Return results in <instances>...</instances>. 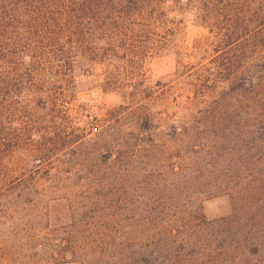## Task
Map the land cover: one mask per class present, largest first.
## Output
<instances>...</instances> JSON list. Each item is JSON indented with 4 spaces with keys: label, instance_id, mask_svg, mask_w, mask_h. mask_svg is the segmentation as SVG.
Here are the masks:
<instances>
[{
    "label": "trees",
    "instance_id": "16d2710c",
    "mask_svg": "<svg viewBox=\"0 0 264 264\" xmlns=\"http://www.w3.org/2000/svg\"><path fill=\"white\" fill-rule=\"evenodd\" d=\"M185 14L193 16L212 38L206 61L198 64L195 60L201 52L196 47L183 55L186 64H198L204 71L189 73L187 79L191 81L182 93L172 91V87L153 93L142 91L147 63L176 49ZM96 67L103 71L104 90L132 100L131 107L107 111L106 117L113 119L105 126L120 123L126 113L136 110L135 98L145 93L153 104L168 101L157 106L161 116L170 111L176 118L177 111H185L179 128L188 140L208 139L218 145L199 146L198 155L216 164H233L234 158H248L254 168L264 167V0H0L1 171H7L5 161L19 144L27 122L35 125L33 117L48 110L51 104L54 111L56 102L62 103L58 109L69 110V92L74 89L76 71L89 74ZM227 97L233 101L231 112L224 103ZM83 127L80 133H72L75 143L83 139L89 128L85 124ZM110 144L104 148L105 163L112 165L129 151L121 141ZM224 146L228 149H220ZM212 165H195L187 177L214 179L219 170L208 172ZM17 172L0 177L3 222H8V214L20 204L23 193L29 191L32 204L38 205L44 189L59 185L52 174L51 178L42 179L36 174L27 177L21 170ZM228 184L209 191L203 189L199 197L191 195L188 188L184 205L189 209L178 213L145 212L140 217L142 225L137 228L138 244H114L116 253L111 256V263L191 264L184 254L185 246L192 252L189 258L209 255V250L204 252L200 246L186 244L194 237L193 230L204 225L193 205L210 197L211 192L234 191L241 183ZM15 196L16 204L10 206ZM33 239H42L40 246L51 252L48 264L66 263L68 254H77L74 247L63 249L55 239L49 242L40 235ZM33 239L27 242L30 250L35 249ZM145 253L149 260L144 259ZM23 260L20 264H39L33 255Z\"/></svg>",
    "mask_w": 264,
    "mask_h": 264
},
{
    "label": "rangeland",
    "instance_id": "374dc122",
    "mask_svg": "<svg viewBox=\"0 0 264 264\" xmlns=\"http://www.w3.org/2000/svg\"><path fill=\"white\" fill-rule=\"evenodd\" d=\"M183 21L176 49L147 63L142 91L153 93L172 87V91L182 93L191 81L187 79L189 73L204 71L198 64L209 58L212 38L193 16L185 14ZM193 47L201 52L195 59L198 64L189 65L183 55ZM183 64L187 67L183 68ZM69 95V110L58 109L62 103L56 102L58 110L53 111L51 104L48 110L33 117L35 125L27 122L19 144L5 161L7 171L0 170V177L15 175L19 170L27 177L36 174L42 179L52 174L59 183L52 190L44 189L38 205L32 204L29 191L23 193L20 204L8 214V222L0 220V264H20L30 255L39 264H48L51 252L43 244L40 246L42 239H33L35 235L49 242L57 240L63 249L77 250L74 256L68 254V262L62 264H112L114 244H138L137 228L142 225L140 217L145 212L178 213L189 209L184 205L188 188L191 195L199 197L203 189L209 191L234 181L241 183L236 190L210 191V197L193 205L204 225L193 230L194 237L186 244L200 246L204 252L209 250V255L196 249L203 253L202 258H189L192 252L188 246L184 254L191 264H264L263 166L256 173L254 162L248 164V158H234L233 164H216L198 155L197 147L218 145L208 139L188 140L179 128L185 111H177L176 118L170 111L161 116L157 106L167 100L153 104L145 93L135 98L136 110L126 113L120 123L105 126L113 119L106 117L107 111L131 107L132 100L104 90L100 67L89 74L76 71L74 89ZM224 103L231 112L233 101L227 97ZM25 116L29 118L28 114ZM83 124L89 128L83 139L75 143L72 133H80ZM119 141L128 148V154L115 164H106V143ZM211 162L207 171L219 170L214 179L187 177L193 166ZM14 199L16 196L10 206L16 204ZM32 239L34 250L27 246ZM146 253L144 259L149 260Z\"/></svg>",
    "mask_w": 264,
    "mask_h": 264
}]
</instances>
